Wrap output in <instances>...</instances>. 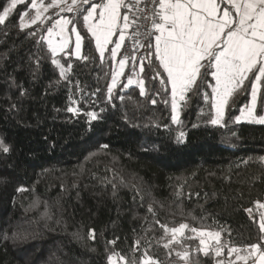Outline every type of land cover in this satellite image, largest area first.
Wrapping results in <instances>:
<instances>
[{"label":"trees","instance_id":"1","mask_svg":"<svg viewBox=\"0 0 264 264\" xmlns=\"http://www.w3.org/2000/svg\"><path fill=\"white\" fill-rule=\"evenodd\" d=\"M10 2L0 0V14ZM25 11L35 15L31 0L0 24V141L9 148L0 149V264H108L113 254L141 264L145 252L157 264H216L188 230L165 248L171 237L162 224L220 232L222 255L264 246V208L257 207L264 203V124L235 120L249 103L248 81L229 101L223 126L211 123L210 102L192 93L177 122L170 86L152 79L147 60L143 95L137 84L127 86L129 69L110 94L120 54L112 61L106 51L101 60L77 16L89 37L87 59L72 46L59 53L55 59L69 68L64 79L42 39L57 17L21 29Z\"/></svg>","mask_w":264,"mask_h":264},{"label":"snow or ice","instance_id":"2","mask_svg":"<svg viewBox=\"0 0 264 264\" xmlns=\"http://www.w3.org/2000/svg\"><path fill=\"white\" fill-rule=\"evenodd\" d=\"M24 2L25 0H11L9 6L0 14V24H4L17 5ZM141 2L142 0H135V4L129 0H71V3H68V0H51L50 4L45 5L43 0H31L35 16L26 23L24 17L28 16V12L25 11L20 19V27L23 29L43 22V13L52 7L59 9L57 15L75 14L72 18L61 16L56 19L46 29L47 36L42 38L46 40L52 64L64 79H67L69 68L55 57L68 49L71 35L75 37L76 57L87 59L81 56V50L83 41L89 37L78 30L74 22L77 16L82 20L86 33L94 40L101 60L107 51L110 59L117 61L121 49L125 48L126 39H132L134 47L131 53L121 55L118 70L112 73L109 93L111 94L117 86L118 78L124 75L125 67L130 62L133 71L139 68V76L145 72L147 60V68L155 73L152 79H159L165 91H168L170 86L171 107L174 113L177 112L179 102H186L190 98L189 93L202 95L214 109L215 117L211 120L213 125L223 126L222 121L229 101L238 91L244 89L245 81H248L251 106L241 109L240 116L235 117V120L237 123L246 120L264 124V116L255 114L259 86L264 82V0H148L143 10L149 13L144 18L151 21V27L144 32L137 28L129 35V30L139 20V17L130 19L129 13L133 7L143 11L139 9ZM122 9L125 10L123 13ZM117 35L118 40H114L113 37ZM109 45L114 46L109 48ZM138 49H147L143 57H137ZM127 52L128 49L125 48V53ZM134 83L140 87V93L143 95V79H127V85ZM207 89L211 91L208 92ZM260 101L264 104V95L260 97ZM68 110L74 113L78 111L74 108ZM88 115L92 120L97 118L95 113ZM172 119L178 122V114L173 115ZM183 135L181 132L180 139ZM0 149L5 153L9 151L2 141ZM257 207L264 208V203L257 202ZM149 211L152 209L149 208ZM247 211L252 213L251 208ZM258 224L261 233H264V213L260 214ZM161 228L165 237H171L163 245L165 248L178 242V237H184L185 231L188 230L195 234L188 237L189 239L199 238V251L208 255L209 250L214 248L215 254L221 255L223 246L220 243V232L197 229L187 223L173 227L162 224ZM16 235L14 233L13 237ZM7 238L5 236V239ZM261 239L264 240V237ZM136 244L138 246L139 241ZM249 248L248 254L237 255V260H244L246 264L249 258L255 257L254 264H264L262 245L257 243ZM239 251L238 248H231L229 254ZM176 255L185 261L188 258L187 252H177ZM120 261L121 264H126L124 257H120ZM108 264H117L115 254L108 257ZM141 264H157V261L145 252Z\"/></svg>","mask_w":264,"mask_h":264},{"label":"built area","instance_id":"3","mask_svg":"<svg viewBox=\"0 0 264 264\" xmlns=\"http://www.w3.org/2000/svg\"><path fill=\"white\" fill-rule=\"evenodd\" d=\"M129 2L135 4V0H129ZM147 2H148V0H142V2L139 4V9H141V10L145 9V5ZM147 15H149V13L146 10L138 11L136 7L132 8V11L129 13L130 19H134L136 17H139V20H137V23L135 25H133V27L129 30V35H131V33L135 32L137 28H139V30L141 32H144L151 27V21L144 18ZM133 47H134V45H133L132 39H130V38L127 39L125 42V48L128 49V52L125 53V48H122L121 53H120V58H121V55L130 54ZM144 50L145 49H138L136 51L137 57H142ZM126 69H129L128 78H131L133 80L139 79V76H137V73H139L138 67H137V69H138L137 71L136 70L133 71L132 66H131V62H130L125 67V70ZM262 249H264V246L262 247ZM249 251H250V249H246L239 255L240 256H246ZM230 259H231L230 264H245L244 260H237V255L231 256ZM254 261H255V257L249 258L247 260L246 264H254Z\"/></svg>","mask_w":264,"mask_h":264},{"label":"rangeland","instance_id":"4","mask_svg":"<svg viewBox=\"0 0 264 264\" xmlns=\"http://www.w3.org/2000/svg\"><path fill=\"white\" fill-rule=\"evenodd\" d=\"M38 2H39V0H38ZM43 3L45 4V5H48V4H50L51 3V0H43ZM68 3H71V0H68ZM81 6H84V5H81ZM32 10H34V9H32ZM35 11V10H34ZM59 11V9H57V8H55V7H52V8H49V10L46 12L47 14H48V16H53L55 13H57ZM65 14H67L66 15V17H68V18H72L73 17V15H72V17H71V14L72 13H59V15H57L56 17H57V19H59L61 16H65ZM35 15H30V16H25L24 17V20H25V22L26 23H29L30 22V19L32 18V17H34ZM69 27H71V25L69 26ZM113 39L114 40H118V35L117 36H114L113 37ZM74 42H75V37H74V35H71V42H70V44H72L73 45V50H74ZM110 46V45H109ZM108 46V47H109ZM114 45H111V47H113ZM81 52H82V50H81ZM74 55H75V50H74ZM119 55V54H118ZM76 56V55H75ZM118 57V56H117ZM118 64V63H117ZM118 67H119V65H118ZM121 79V76L118 78V80H120ZM246 82V81H245ZM127 86H129V85H127ZM264 87V82H262L261 83V85L259 86V92H258V99H257V106H256V112H255V114L257 115V116H264V104H261V101H260V96H261V90H262V88ZM262 95H264V90H263V94ZM180 103L181 102H179L178 103V105H177V112L176 113H174L173 112V110H172V116L173 115H176V114H178V119H179V117H180ZM247 106H251V95H250V100H249V103H248V105ZM246 107V106H245ZM245 107H243V108H240V112H241V109H244ZM226 111H227V109H226ZM226 111H225V115H226ZM240 112H239V115L238 116H240ZM214 117H215V115H214ZM225 118V117H224ZM224 121V120H223ZM223 121H222V124H223ZM240 122H249V121H246V120H241ZM252 123H254V122H252ZM255 124H258V123H255ZM178 238H181V237H178ZM197 240H198V242H199V238H197ZM213 243H215V242H213ZM209 251H212V252H214L215 253V249L213 248V249H210ZM176 254V253H175ZM237 253H231V254H229V252L227 253V254H224V255H222V253H221V255H219V256H217L216 254H215V257H216V260H217V262H216V264H218V262H219V264H222V261H223V264H224V261H225V264H230V262H231V259H230V257L231 256H234V255H236ZM219 258V259H218ZM116 261H117V264H121V262L119 261V259H117L116 258Z\"/></svg>","mask_w":264,"mask_h":264},{"label":"crops","instance_id":"5","mask_svg":"<svg viewBox=\"0 0 264 264\" xmlns=\"http://www.w3.org/2000/svg\"><path fill=\"white\" fill-rule=\"evenodd\" d=\"M46 1V0H45ZM125 10L124 9H122V13L124 12ZM67 14H65V16H66ZM57 16V14L55 13L53 16H48V14L47 13H43V16H42V21H45V20H47L48 19V17H56ZM56 20V19H55ZM54 23V22H53ZM127 40V39H126ZM126 42V41H125ZM69 46H72V49H73V45L72 44H69ZM68 46V47H69ZM110 47V46H109ZM74 51V50H73Z\"/></svg>","mask_w":264,"mask_h":264}]
</instances>
